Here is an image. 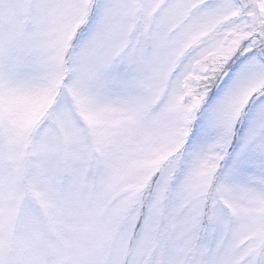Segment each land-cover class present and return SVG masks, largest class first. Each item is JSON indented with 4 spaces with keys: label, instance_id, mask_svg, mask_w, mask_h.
I'll return each instance as SVG.
<instances>
[{
    "label": "snow or ice",
    "instance_id": "obj_1",
    "mask_svg": "<svg viewBox=\"0 0 264 264\" xmlns=\"http://www.w3.org/2000/svg\"><path fill=\"white\" fill-rule=\"evenodd\" d=\"M0 264H264V0H0Z\"/></svg>",
    "mask_w": 264,
    "mask_h": 264
}]
</instances>
